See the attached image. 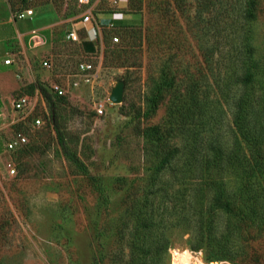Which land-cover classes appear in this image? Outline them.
<instances>
[{"label": "rangeland", "instance_id": "rangeland-1", "mask_svg": "<svg viewBox=\"0 0 264 264\" xmlns=\"http://www.w3.org/2000/svg\"><path fill=\"white\" fill-rule=\"evenodd\" d=\"M91 2L92 21L83 23L77 0H0V24L9 21L5 29L20 31L0 42V264H139L140 254L131 247L133 223L125 222L126 208L148 189L155 163V147L146 150L140 130L150 124L168 128L171 101L191 80L197 79V94L204 103L205 125L199 127V137L220 134L226 143L232 137V106L220 96L214 77L205 75L204 24L195 14L194 0ZM27 7L33 15L18 19L16 13ZM85 25L95 31H83ZM256 27L264 63V14ZM71 28L84 33L93 50L83 48L80 37L68 40ZM30 29L39 30L46 44L31 47ZM113 36L118 38L116 46L124 44L118 58L111 54ZM43 59L50 68L41 66ZM81 61L94 66L96 77L73 87ZM164 62L175 73L177 88L154 114L142 117L152 80ZM119 81L122 102L113 103L109 96ZM51 83L63 86L65 95L51 94L48 101L40 88ZM22 95L33 104L26 117L12 106ZM99 101L104 102L101 114L95 110ZM34 117L41 120L39 126L33 125ZM54 122L86 174L63 155ZM17 133L27 141L5 150L4 143ZM165 140L183 148L190 135L186 130L174 132ZM6 160L13 162L15 174L5 169ZM170 172L161 179L165 189L189 186L181 176L172 179ZM121 177L127 179L123 184L116 181ZM165 215V236L171 244L157 264H171L174 249L216 264L206 261L201 250H191L188 233L171 228L173 219Z\"/></svg>", "mask_w": 264, "mask_h": 264}, {"label": "trees", "instance_id": "trees-1", "mask_svg": "<svg viewBox=\"0 0 264 264\" xmlns=\"http://www.w3.org/2000/svg\"><path fill=\"white\" fill-rule=\"evenodd\" d=\"M194 2L195 14L204 24L205 75L214 77L220 96L232 106V137L229 143L220 134L214 138L199 137V127L205 122L197 79L191 80L184 87L185 92L171 101L168 128L158 124L141 128L146 150L155 147V163L148 177V189L126 208L125 222L133 223L134 230L131 247L140 254L139 264H157L171 244L165 236L167 214L173 219L169 226L188 233L189 248L201 250L206 261L263 264L264 63L258 54L256 25L264 14V0ZM78 37L83 48L93 50V42L84 33ZM117 45L111 49L116 58L124 47L122 42ZM176 82L175 73L164 62L152 80L146 108L140 116L154 114L166 96L173 94ZM40 91L48 101L54 94L48 87ZM54 127L65 158L86 174V167L69 149L56 122ZM185 130L190 141L183 148L165 140L167 134ZM166 171L172 172V179L185 178L189 186L183 190L165 189L161 179ZM116 181L123 184L127 179ZM154 184L160 186L152 189Z\"/></svg>", "mask_w": 264, "mask_h": 264}, {"label": "built area", "instance_id": "built-area-1", "mask_svg": "<svg viewBox=\"0 0 264 264\" xmlns=\"http://www.w3.org/2000/svg\"><path fill=\"white\" fill-rule=\"evenodd\" d=\"M117 0H113V2H116ZM77 4L79 8H82V12L80 14L81 21L83 23H87L88 21H92V14H91V6L92 2L91 0H77ZM33 15V9L30 7L24 8L21 11L16 13V17L18 19H23L25 17H29ZM87 32H94V27H89L84 29ZM66 38L71 41H79L78 33L75 29L71 28L68 30L66 34ZM113 42H117L118 38L116 36H113L112 38ZM29 45L33 48H38L46 44V39L44 38L43 34L37 30V29H31L29 31V39H28ZM5 62L9 63L10 59H6ZM41 66L45 69L50 68V62L47 59L41 60ZM78 70L80 71V74H78L79 79L74 80L72 82L73 87H77L80 82L87 83L92 81L96 75L94 73V66L87 61H81L78 63ZM49 91L56 94L57 96H63L66 93V89L57 84V83H51L48 87ZM12 106L15 110L25 111V115L23 117H26L31 114L33 110V104H31L29 98L25 95L19 96L12 102ZM104 109V102L99 101L95 105V110L97 113L101 114ZM1 116V113H0ZM32 123L35 126H39L41 123V120L38 117H34L32 119ZM27 141V138L22 133L13 134L5 143L4 148L7 151H11L16 149L17 146L24 144ZM5 169L10 175L15 174V168L13 165V162L11 160H6L4 163Z\"/></svg>", "mask_w": 264, "mask_h": 264}, {"label": "bare ground", "instance_id": "bare-ground-1", "mask_svg": "<svg viewBox=\"0 0 264 264\" xmlns=\"http://www.w3.org/2000/svg\"><path fill=\"white\" fill-rule=\"evenodd\" d=\"M171 264H205L188 250L174 249Z\"/></svg>", "mask_w": 264, "mask_h": 264}, {"label": "water", "instance_id": "water-1", "mask_svg": "<svg viewBox=\"0 0 264 264\" xmlns=\"http://www.w3.org/2000/svg\"><path fill=\"white\" fill-rule=\"evenodd\" d=\"M122 98H123V83L121 81H119L112 89L109 99L111 100V102L113 103H121L122 102ZM223 261L219 262L220 264ZM214 264V263H211ZM216 264H218V262L216 261Z\"/></svg>", "mask_w": 264, "mask_h": 264}, {"label": "crops", "instance_id": "crops-1", "mask_svg": "<svg viewBox=\"0 0 264 264\" xmlns=\"http://www.w3.org/2000/svg\"><path fill=\"white\" fill-rule=\"evenodd\" d=\"M9 23H11V22L7 21V22H3L2 24H0V42L6 41L8 38L13 37L14 35H20V31L17 28L13 27L14 29H12L10 31L5 29L4 25H7ZM83 28L87 29L88 27L85 25V26H83ZM29 31H28V33H29Z\"/></svg>", "mask_w": 264, "mask_h": 264}]
</instances>
